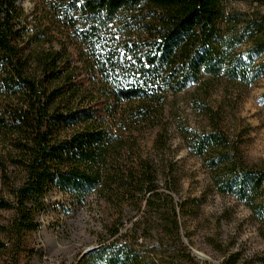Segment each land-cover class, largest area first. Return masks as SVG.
Masks as SVG:
<instances>
[{
    "label": "trees",
    "instance_id": "obj_1",
    "mask_svg": "<svg viewBox=\"0 0 264 264\" xmlns=\"http://www.w3.org/2000/svg\"><path fill=\"white\" fill-rule=\"evenodd\" d=\"M227 1L41 0L72 54L65 41L44 47L49 29L27 36L19 0H0V211L12 215L0 220V250H11V264L22 263L55 189L77 206L93 194L104 206L98 248L76 264H215L185 243L187 212L168 180L160 186L138 140L158 130L153 146L164 150L169 98L191 84L250 86L264 76V15L231 16L233 25ZM185 138L196 156L212 153L213 186L252 209L264 239V198H254L264 191V165L229 158L222 134ZM129 209L135 217L123 230ZM222 264H236L235 256Z\"/></svg>",
    "mask_w": 264,
    "mask_h": 264
},
{
    "label": "rangeland",
    "instance_id": "obj_2",
    "mask_svg": "<svg viewBox=\"0 0 264 264\" xmlns=\"http://www.w3.org/2000/svg\"><path fill=\"white\" fill-rule=\"evenodd\" d=\"M18 6L23 12L21 24L27 36H33L38 30H54L41 0H19ZM226 7L227 18L233 25L235 21L231 16L237 18L236 22H245L264 15V0H228ZM230 23H224L223 27L227 28ZM242 24L245 23L239 27ZM51 35L52 43L44 47L58 49L59 42L65 41L74 53L62 32L51 31ZM239 51L245 53L247 47L242 46ZM206 79L205 84H191L184 92L169 98L164 150L153 146L158 130L142 132L138 150L160 171V186L164 188L168 180L176 189L171 194L182 208L179 212H187V215L181 214L182 235L191 250L220 264L231 256H235L236 264H264L262 223L254 218L248 205L233 195L217 191L208 167L212 153L209 152L208 160L196 156L185 138L194 133L222 134L231 149L229 158L249 167L263 166L264 76L250 86L224 79ZM13 178L19 180L20 174ZM0 191L4 193L1 173ZM254 198L260 201L264 191ZM101 212L104 206L95 194L82 206H77L70 195L57 189L51 191L38 217L40 229L33 234L29 250L21 256V264H76L87 248L99 245L105 219ZM127 212L123 230L131 225L136 211ZM11 216L0 211V220ZM0 264H11L10 249L0 250Z\"/></svg>",
    "mask_w": 264,
    "mask_h": 264
},
{
    "label": "water",
    "instance_id": "obj_3",
    "mask_svg": "<svg viewBox=\"0 0 264 264\" xmlns=\"http://www.w3.org/2000/svg\"><path fill=\"white\" fill-rule=\"evenodd\" d=\"M97 248H98V246H97V247L92 246V247L87 248V249L83 252L82 256L87 255V254H89V253L95 251ZM192 252H193V254H194L197 258H199V259H201V260H204V261H210V262H213V263H215V264H220L219 262H217V261H213V260L209 259L208 257H207V258L203 257V256L201 255V253H199L198 251L192 250Z\"/></svg>",
    "mask_w": 264,
    "mask_h": 264
},
{
    "label": "bare ground",
    "instance_id": "obj_4",
    "mask_svg": "<svg viewBox=\"0 0 264 264\" xmlns=\"http://www.w3.org/2000/svg\"><path fill=\"white\" fill-rule=\"evenodd\" d=\"M202 255V254H201ZM203 256V255H202ZM204 257V256H203ZM206 258V257H205Z\"/></svg>",
    "mask_w": 264,
    "mask_h": 264
}]
</instances>
